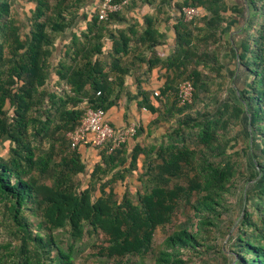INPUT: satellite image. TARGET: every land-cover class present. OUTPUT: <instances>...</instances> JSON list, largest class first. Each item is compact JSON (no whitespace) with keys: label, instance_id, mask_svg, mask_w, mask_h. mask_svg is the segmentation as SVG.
Here are the masks:
<instances>
[{"label":"trees","instance_id":"16d2710c","mask_svg":"<svg viewBox=\"0 0 264 264\" xmlns=\"http://www.w3.org/2000/svg\"><path fill=\"white\" fill-rule=\"evenodd\" d=\"M24 1L32 8L20 17L19 0H0V145L10 143L9 156L0 155V231L16 239L0 243V264H74L77 243L96 235L105 237L97 256L123 264L152 252L156 231L181 207H189L187 220L166 238L154 264H186V253L211 249L210 235L224 234L220 215L231 207L240 166L228 152L237 142L221 130L243 115L256 166L244 179L260 180L245 191L243 214L227 230L216 264H264V0L235 5L229 0H111L122 9L105 19L99 9L90 10L95 0ZM138 1L161 14H177L175 51L165 59L140 55L162 44L157 19L146 17L143 27L137 22L118 27L125 21L123 11ZM184 7L204 13L185 22ZM238 17L243 26L231 39L226 27ZM221 47L237 54L240 94L221 107L210 98L216 108L208 112L205 97L225 69ZM143 64L161 65L173 74L156 96L161 109L150 129L169 125L156 144H136L130 163L127 146L141 135L140 127L113 153L101 148L102 161L83 187L76 178L87 165L72 149L68 133L81 125L88 109L108 112L117 106L127 77ZM185 80L193 82V101L180 106ZM140 89L141 107L148 94ZM140 155L144 167L137 181L144 192L138 191L134 201L125 182L134 176ZM119 181L126 184L121 199ZM30 217L39 219L37 229L44 236L34 233ZM61 230H68L67 242L54 234Z\"/></svg>","mask_w":264,"mask_h":264},{"label":"rangeland","instance_id":"374dc122","mask_svg":"<svg viewBox=\"0 0 264 264\" xmlns=\"http://www.w3.org/2000/svg\"><path fill=\"white\" fill-rule=\"evenodd\" d=\"M105 2V1H104ZM102 0H95L94 3L90 6V10L101 9V7L105 4ZM230 4H234L232 0H229ZM19 6L18 11L20 13V17L24 15V13H27L30 8H32L31 4L26 3L24 0H19ZM141 2L138 1L133 8L125 9L121 15L123 19H132L133 16L131 15L133 12L132 10H137L140 8ZM82 12V11H81ZM138 12V11H136ZM204 13V10H202V14ZM118 24V23H117ZM116 24V26H117ZM162 25V24H161ZM160 25V26H161ZM121 26H126V24H121ZM235 27L238 31L240 28ZM121 27V28H123ZM232 26L230 25L228 28L230 29ZM80 29H84L85 26L82 24L79 27ZM234 29V30H235ZM236 32L232 33L231 38H236ZM62 39H65L63 37ZM60 42V40L58 41ZM60 45V43H58ZM111 46L110 43H108L109 47ZM221 57H222V63L224 66L223 70V77L222 78H215V82L213 83L212 92L206 95V103L210 101V98L216 97L219 100L220 105L216 107L224 106L226 102H234L238 100L239 97V87H240V80L237 79V76L241 74V71L239 70L238 66V59L237 54L233 50V48L229 47H221ZM57 77L55 76V80ZM216 103L209 102V108L206 110L210 112L215 107ZM199 108H203L202 105H200ZM203 111L205 109L203 108ZM202 111V112H203ZM169 125V124H168ZM167 124H164L162 128H160L161 134L163 133L164 127L168 126ZM221 133H223V136H225L226 139H233L237 143V146L234 149H229L228 152L233 156L234 160L238 163V170L236 177H235V184H236V190H234V195L229 197V205L231 206L230 209L225 210L220 215V231L224 234H220L218 232L210 235V243L212 246L211 249L206 248H200L198 252L193 253H186L183 255L184 260L186 261V264H203L204 261H207L210 264H216L217 260L220 258L219 248L222 246L226 247V242L228 237L226 236L227 230L231 227V225L238 220V218L243 214L244 210V204L242 202V199L244 197L245 191L247 189H253L258 187L259 179L257 180H245V177H248L250 174H253L256 170V166L254 164V158L251 151V133H250V127L248 122V116L243 115L241 122L238 124L231 123V126L227 129V131L223 132L221 130ZM161 137V135H160ZM161 139V138H160ZM259 143V139H258ZM235 144L233 141L231 145ZM44 147H48L49 145L47 143H43ZM256 147V146H255ZM9 148L10 143L4 142L0 145V155L4 157L9 156ZM143 172V171H142ZM140 173L142 175L143 173ZM77 181L82 183L83 187L87 186V177L84 175H80L76 178ZM128 185L130 186L129 189V196L134 201H137V192L140 191L141 193L144 192V189L142 187V184L137 181V177H130L128 181ZM125 187L119 186L118 188V194L117 199H121L122 196L125 193ZM99 195V192L97 191L95 193V196ZM195 199H193L194 201ZM189 212V207H186L184 209L181 207L175 214L173 221L164 226L158 228L155 234L154 239V246L152 252L147 254L144 257H133L129 261L124 260L123 264H154L155 259L160 252V250L163 248V244L166 240V238L182 223H184L187 220V213ZM31 222L34 226V233H38L44 236L45 232L43 230L37 229L39 219L35 217H30ZM59 240H69L68 236V230H61L54 233ZM10 240H16L8 234L5 230L1 229L0 231V243L6 244L7 242H10ZM105 240V237L103 235H96L93 238L85 237L83 241L77 243L76 245V251L77 254L75 256L74 264H117L114 261H108L101 259L97 256V247L100 246L103 241ZM67 242V241H66ZM200 252V253H199ZM54 254V252L52 253ZM121 264V263H118Z\"/></svg>","mask_w":264,"mask_h":264},{"label":"crops","instance_id":"0c3cea01","mask_svg":"<svg viewBox=\"0 0 264 264\" xmlns=\"http://www.w3.org/2000/svg\"><path fill=\"white\" fill-rule=\"evenodd\" d=\"M180 1L181 0H176V2ZM232 1L234 4L231 5H235L239 2L243 3L244 0ZM166 11L163 10L161 14L158 12L156 7L148 4H141L140 8L132 10V19H124L125 21L118 23V27L120 28L123 27L121 24L127 25L129 22H137L143 27L145 25L146 17L157 19V29L163 34V39L161 40L162 44L153 50H140V55H144L147 60L149 59L155 62L156 58L165 59L175 51L176 32L174 25L176 24L177 14L173 11L166 15ZM241 19L242 17H238V19L232 18L228 23L226 32L229 38H231L232 33L236 32V35H238L240 32V29L236 31L237 29H235L234 26L239 27L238 25H240L241 28L243 26ZM230 25L232 27L229 29L228 27ZM123 28H125V26ZM140 30L144 29L140 28ZM140 47H145V45L140 42ZM132 58L136 61V57H134V55L131 59ZM172 75L173 74L170 71L168 72L167 69L163 68L161 65H155L152 69H150L149 64H143L139 70L127 77V88L125 94H123L119 100L118 105L107 112L108 118L113 126L125 127L133 123L137 124L142 130L141 135L127 146L128 153L126 158L128 163L131 162V152L136 144L145 146L147 144H156L159 141L161 131L155 127L150 129L152 122L158 118V111L161 109L159 99L154 94L155 92H160L165 87L166 83L172 78ZM140 88L148 94L147 104L141 107L139 106V103L143 101V97L140 95ZM78 150L82 154L83 162L87 165V172L85 173V176L88 179L87 183H89L91 174L96 165L100 164L102 161V156L100 155L101 151L100 149H96L91 146H81ZM137 167L138 168L134 171L135 173L133 177H137V174L143 171V155L139 156ZM110 177L111 176H109V178ZM128 181L129 178L127 177L125 183H128ZM125 183L119 181L116 185L117 193L119 186L124 185L125 187Z\"/></svg>","mask_w":264,"mask_h":264},{"label":"built area","instance_id":"2783aa9c","mask_svg":"<svg viewBox=\"0 0 264 264\" xmlns=\"http://www.w3.org/2000/svg\"><path fill=\"white\" fill-rule=\"evenodd\" d=\"M104 3L100 9L102 19L107 18L110 12L122 9V5L112 4L111 0H105ZM182 15L185 22H191L202 15V9L184 7ZM154 95L158 96V92H155ZM193 95V82L191 80L183 81L179 87V105L191 104ZM138 128L139 126L133 123L125 127H115L111 124L107 112L103 109H88L82 118L81 125L68 133V138L74 150L79 149L81 146H91L96 149L105 147L107 152L111 154L135 137Z\"/></svg>","mask_w":264,"mask_h":264}]
</instances>
